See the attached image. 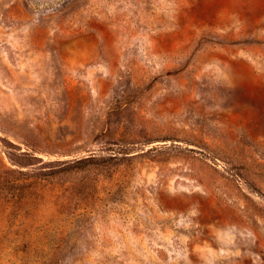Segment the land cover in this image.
I'll return each mask as SVG.
<instances>
[{"label": "rangeland", "instance_id": "obj_1", "mask_svg": "<svg viewBox=\"0 0 264 264\" xmlns=\"http://www.w3.org/2000/svg\"><path fill=\"white\" fill-rule=\"evenodd\" d=\"M0 264H264V0H0Z\"/></svg>", "mask_w": 264, "mask_h": 264}]
</instances>
